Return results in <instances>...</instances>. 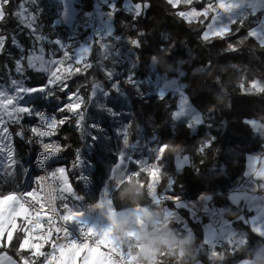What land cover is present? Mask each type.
<instances>
[{"label":"trees","instance_id":"obj_1","mask_svg":"<svg viewBox=\"0 0 264 264\" xmlns=\"http://www.w3.org/2000/svg\"><path fill=\"white\" fill-rule=\"evenodd\" d=\"M96 0H77L79 15L75 26L82 40L89 34L83 26L85 15L91 12ZM133 5H140L141 12L137 15L133 11L122 8L123 0L114 4L113 26L114 38L118 41L115 46L119 57L101 61L97 54L96 44H93L87 74L74 76L69 81V91L74 92L75 83L83 89L81 95L85 97L84 111L79 118H73L59 130L65 165L71 169V181L75 193L83 195L81 186L77 183V153H84L88 144H99L97 140H104L102 144H112L108 151L93 150L94 164L93 190L87 201L92 204L98 200L99 193L106 183L107 173L117 162L116 154L128 150L129 154L142 157L146 153L142 146L151 147L167 145V150L155 163L158 172L157 191L164 194L162 205L178 212L188 228L194 234L191 245L182 246V254L178 250H166L160 247L156 264H238L242 260L253 259L256 251L264 247V239L254 234L251 229L238 221L240 215L248 217L250 214L232 205L228 194L241 184L246 170L247 155L264 154V138L256 133L250 121L264 125V94H242L238 84L242 76L256 80L264 86V45L257 42L250 34V30L260 20V14H248L237 19L230 27V31L223 36L203 38V33L210 20L197 19L187 21L181 18L179 11L189 10L188 6H181L174 11L166 0H131ZM24 0H12L7 10H3L0 20V38L3 45L0 49V81L7 82L14 74L16 61L23 57L25 65V85L37 88L46 85L47 77L39 72L28 69L26 57L30 50L37 46L28 29L23 25L18 14L19 4ZM207 0H196L191 6L195 10L204 9ZM35 9L37 23L42 33L51 40L55 37L63 38L67 28L54 26L55 5L38 4ZM103 12L109 11L108 6H102ZM11 13V15H9ZM135 17V18H134ZM142 33V34H141ZM132 39L139 40V47L131 43ZM125 40L128 41L127 44ZM126 47H125V46ZM235 45V50L229 46ZM125 55V53H127ZM115 71L120 78L109 79L102 70ZM155 73L166 79H178L184 86L183 92L190 105L202 116L197 124L195 136L187 118L174 119L177 110L178 97L168 92L164 97L152 93L146 85V79L151 76V68ZM132 83L126 82L128 69ZM126 70V72H125ZM119 82L129 98L130 106L124 116L119 117L118 110L101 111L95 114L92 108V84L102 86L105 92H111L114 83ZM48 91L56 92V96L64 98L56 88ZM115 98L114 95L111 96ZM36 106L47 105L36 99ZM65 103H62V105ZM57 101L48 104L49 109L57 111ZM111 108L110 100L106 103ZM35 106V107H36ZM79 119V128L75 120ZM120 119L127 122L128 148L120 144L118 126ZM34 122L33 116H24L22 127L12 128L16 166L11 177L0 187V194H6L21 179V168L28 154L25 145L30 136L29 127ZM154 137V140H151ZM149 141V142H148ZM138 143L134 148L132 145ZM205 144L210 145L205 148ZM125 149V150H124ZM203 149V151H200ZM83 155V154H82ZM187 155L189 164L177 169L174 164L176 156ZM135 173H141L137 165L130 167ZM148 175L131 176L116 189L110 191V198L115 210L132 207H145L151 203L149 196ZM170 186V190L168 187ZM210 196L212 204L219 210H225L224 218L231 222L238 234L244 239L239 246L224 242L221 247L210 248L203 242V225L206 219L196 222L188 209L177 207L176 201H186L194 209L200 210L198 197ZM200 215V214H199ZM172 222L169 226H174ZM183 235L178 238L181 239ZM19 235L17 240H19ZM16 261L21 258L16 249V241L11 248L0 249Z\"/></svg>","mask_w":264,"mask_h":264},{"label":"crops","instance_id":"obj_2","mask_svg":"<svg viewBox=\"0 0 264 264\" xmlns=\"http://www.w3.org/2000/svg\"><path fill=\"white\" fill-rule=\"evenodd\" d=\"M25 1L26 0H24V2ZM43 1H41L42 4L45 3ZM50 1L54 2V0ZM116 1L117 0H96L94 2L93 10L86 13L85 18L88 23H92L94 20H97V26L95 27L96 33L94 32V25H92V32H90V26H85L84 28L89 30V34L86 35V37H84L82 41L85 38L86 40H89L90 36H94V40L89 44H87L86 42L81 43V46L76 50L77 54L84 53L86 57L90 56L92 53L93 44L95 43L97 50L99 51V54L101 56V61L112 59L115 56L119 57V51L117 52V50H115L118 49L115 46L116 44H118V41L114 38L113 26V11ZM231 1V6L235 4V6L238 7L239 4L242 3L240 2V0ZM55 2L60 3L58 4L59 6L61 5L59 14H57L59 6L55 5ZM55 2L54 5L56 12L53 23L54 26H63L66 28L74 27L76 19L80 12L77 8V0H55ZM103 5L108 6L109 11L104 13L102 10ZM136 6L137 5H133L131 0H123L122 8L126 11H133L136 13ZM141 8L142 7L140 6L139 13L141 12ZM231 10L232 7L228 9L224 8L222 15L232 20L228 30L224 33H219V35L214 36H223L230 31L231 25L237 20H234L237 16L231 19ZM1 11L2 16L0 17V20L4 15L3 10ZM219 16H221V14ZM216 17H214L212 21ZM254 27V35L250 34V32L249 34L257 42L264 45V17L261 18ZM208 32L212 31L209 30ZM127 42L128 41L125 40L126 44ZM29 54L30 52L26 57V65L28 64V69L32 70L31 67H33L34 63L30 64ZM127 54L128 52L125 53V55ZM21 58L23 59V57ZM33 71L37 72L39 70ZM250 124L255 132L259 133L264 138V125H261L254 121H250ZM95 140L99 144L87 145L91 148V150H103L107 152L108 147L112 146V144H102L104 142L103 139ZM123 145L126 148H128L129 146V144ZM116 157L117 162L110 167L107 173L108 177L106 183L103 185L99 193L97 202L91 204L90 211L87 213L84 212V208L88 203L87 199H89V197L91 196L92 191L90 196L78 195L77 193H75L71 181H69V187L71 190L67 188L65 182L63 183L60 194V207L62 209V212L65 216L69 215V212L65 209V205H67V208L70 209L72 213H79L78 216L74 215L72 220L69 221L89 223L100 239L104 240L107 243H112L120 246L127 259L134 264L144 263L146 258H152L156 262L158 257V250L160 247H163L166 250L176 249L178 250V254L180 256L183 252L182 246L191 245L193 243L194 234L188 228L186 222H184L178 212L172 211L162 205L160 199L157 197V184L159 179L156 180L154 186L151 187L152 176L149 177V196L151 198V203L149 205L145 207H132L124 210H115L113 208L112 200L110 198V191L112 189H116L122 182L128 180L131 176H135V171L130 168V164L128 165V163H126L131 157V154H129L128 150L122 151L119 154L117 152ZM257 159L264 160V154L246 156V170L244 172L243 182L236 186V188L228 194V200L232 205L239 207L241 210L250 214L248 217L243 214L240 215L238 221L242 222L244 225H247L254 234L264 239V179L256 178L257 174L261 173L262 171L261 169H257L255 166V162ZM120 160L121 162H119ZM125 160L126 162H124ZM116 164H119V166H121L120 168L124 169L125 171V174L120 179L112 177L111 174V169ZM174 164L177 169H181L189 164V158L187 155L176 156L174 159ZM65 168L67 169L68 173H71L70 168H67L66 165ZM77 183L79 184L78 179ZM168 190H170V186L168 187ZM198 202L200 203L199 211L192 209L186 201H176L175 204L177 207L188 209L191 213V216L194 217L195 221L201 222L199 214L211 209V197L201 195L198 197ZM4 203V201H0V230H2L3 223L5 222ZM21 209V207L18 208L17 213L22 214L20 211ZM219 213L221 216V222L218 225V228L224 234L225 242H228L232 245H234L235 243L234 246H237V244L238 246L241 245L244 242V239L238 234L237 230L233 228L232 223L226 221V219L224 218L225 210L219 209ZM8 222H11V220H9ZM20 222L21 221H18V223ZM171 222L175 225L169 226ZM150 223L157 224L158 228L162 231L160 240L155 247H153L152 244H149L148 246L137 245L136 238L140 237L146 230L150 228ZM105 232L107 233L106 237L104 236ZM180 235H183L181 239L178 238ZM218 238L219 236L217 235L213 227H208L203 232V242L210 248L214 247L215 241ZM0 264H17V261L10 257L7 253L2 252L0 253ZM104 264L111 263L104 257ZM195 264L202 263L200 261H197ZM238 264H264V247H260L256 251L253 259H245Z\"/></svg>","mask_w":264,"mask_h":264},{"label":"snow or ice","instance_id":"obj_3","mask_svg":"<svg viewBox=\"0 0 264 264\" xmlns=\"http://www.w3.org/2000/svg\"><path fill=\"white\" fill-rule=\"evenodd\" d=\"M12 0H0V10H7L11 5ZM167 4L173 7L176 11L181 6H188L192 10V5L196 0H166ZM20 7L27 8V4L20 3ZM140 5L136 6V14H139ZM199 10H192L193 18L195 13ZM34 14V13H33ZM201 12L200 15H204ZM11 15V13H9ZM27 16V13H24ZM179 15L183 18L187 13L179 11ZM135 18V17H134ZM198 22V20H197ZM142 34V33H141ZM219 35V33H217ZM207 36V33H205ZM131 43L139 47V40L132 39ZM232 50H235V45L229 46ZM90 56L86 57L84 53L72 54L64 52L62 55H57L53 58V61L48 67V74L50 79L46 81L49 87L56 88L58 92L64 93L65 103L57 109V115H54L50 120L46 119L44 114L38 115V120L47 125V129L41 131L38 127L33 126L30 130L37 136L47 138L51 140L54 135H59V130L69 122L73 121V118L81 117L84 111L85 97L81 95L83 89L76 92H69V81L74 76H79L82 73L87 74L89 68ZM43 88V86H42ZM238 88L242 94H257L259 89L260 94H264V86H261L258 81H247L242 76V82L238 84ZM47 96L51 97L56 95V92L48 91L47 88H43ZM29 91L31 89H17V92ZM59 98V97H58ZM31 114V109L25 106H17L13 97L9 96L4 98V94L0 93V153L7 152L8 163L5 165L8 169L15 167L14 152L10 144H5L6 137L9 134V123L18 122L21 115ZM77 127L79 128V119L75 120ZM210 145L205 144V148ZM45 149V159L54 155L63 149V145H55L45 143L43 145ZM167 145H161L159 151L161 153L167 150ZM200 151H203L201 149ZM78 157V153H77ZM257 169H261V173L257 174V179H264V160L257 159L255 162ZM157 165L153 164V169H156ZM67 169L60 167L57 172L54 171L49 177H44L47 180H52L54 177H59L61 181L66 182V186L69 190L70 183L68 180H64ZM11 173V172H9ZM149 173H157L155 170H149ZM137 177H141L143 173H134ZM70 176V173L68 174ZM39 185L42 183V177L37 178ZM35 188L26 193L17 195L15 193H9L5 196H0V201H4V223L3 228L0 230V249L11 248L13 241H16V249L21 258L17 260V264H104V257L102 253L108 249L105 246V241H102L99 245H93L89 240V237L93 234L92 229H88L84 234L82 240H76L69 237L68 232L59 225V221L72 220L73 216H78L79 213H72L70 209L65 205V209L69 212V215L65 216L60 212L59 216H55L47 203H45L43 196ZM23 205L20 210L22 214L17 213V209ZM39 221L38 226L33 228L35 221ZM46 218L47 227L42 223ZM11 220V222H8ZM18 221H21L18 223ZM19 235L20 239L17 240ZM107 236V233H104ZM63 241V242H62ZM50 246V251H46L45 247ZM104 249V250H102Z\"/></svg>","mask_w":264,"mask_h":264},{"label":"rangeland","instance_id":"obj_4","mask_svg":"<svg viewBox=\"0 0 264 264\" xmlns=\"http://www.w3.org/2000/svg\"><path fill=\"white\" fill-rule=\"evenodd\" d=\"M43 0L37 1V0H26L25 4H27V8L20 7L18 8V14L20 17L21 22L23 25L28 29L31 37H33L34 40L37 42V46L30 50L29 54V60L30 64L34 63L32 70H39L37 72L44 74L47 77V81L50 79L49 74H48V67L50 66L53 58L55 56L62 55L64 52H69L72 54H77L76 50L81 46V43L86 42L89 44L91 41L94 40V36H90L89 40L86 38L82 41L77 38V36L80 35L79 31L77 30L76 26L67 28V32L65 34V37L63 38H57L55 37L53 40L49 38L48 35L42 33L41 26L37 23V15L35 9L37 8L36 6L40 3L42 5ZM239 1V0H238ZM43 2L46 3V5H54V2H51L50 0H44ZM242 2L239 4L238 7H236L237 11L239 13L237 14V17L234 19L238 18H243L246 17L249 13L250 14H260V19L264 17V0H240ZM56 3L55 5L59 6ZM232 1L231 0H207V3L201 11H198L195 13V17L193 18L192 10H195L192 8V10H186L184 11L187 13V15L184 16V18L187 21H196L197 19H203L205 20L206 18H209L210 20L205 28V31L203 33V38L208 39L211 36L217 35L216 32H208V26L210 25L212 19L216 16H219L220 14L223 15L224 8L228 9L231 8L232 6ZM241 5V6H240ZM61 5L58 8L57 14L60 13V8ZM0 10V17L2 16ZM201 12H204V15H200ZM24 13H27L28 15L25 16ZM34 13V14H33ZM97 20H94L92 23H88L87 21L85 22L83 27H88L90 26V32H92L91 29L92 25H94V32L96 33L95 27L97 26L96 24ZM259 22V21H258ZM255 28V27H254ZM254 28L250 31V34L254 35ZM205 33H207V36H205ZM66 39H69V47H66ZM3 45V39L0 38V49L1 46ZM90 46V45H89ZM99 51H97V54ZM90 54V53H89ZM100 56V55H99ZM22 56L17 60L15 69H14V74L10 77L9 81L7 82H1L0 81V93L4 94V98L7 99L9 96L13 97L15 100V103L17 106H25L29 109H31V114L27 115H21L18 119V122H8L9 123V134L6 137V142L5 144H10L12 146V151L14 152V160H15V166H16V154H15V149H14V136L11 133L12 128H17V126L21 125L22 119L24 116H31L33 114V110L36 106V100L34 99V94L29 91H23V92H17V89H31L28 88L25 85V65L23 64L22 61ZM28 66V64H27ZM29 67V66H28ZM151 76L146 79V85L152 89V93L157 94L160 97H164L168 92H171L175 94L178 97V102H177V110L175 111L173 118H187L188 123L192 129V134L195 136V131H196V126L202 121V116L201 114L190 105L188 99L186 98L183 89L184 86L179 84L178 79H166L165 76H161L155 73V68H151ZM109 77L110 80L114 78H120L121 74L115 71H111L108 69H105L103 67L102 69ZM131 68L128 69L127 71V76L125 78L126 82L132 83V77L130 74ZM126 72V70H125ZM76 87L74 92L77 90H80L79 88L80 84L78 82L75 83ZM52 88V87H49ZM53 89V88H52ZM69 91V90H68ZM70 92V91H69ZM114 95L115 98L112 99L111 96ZM46 99H44V102L47 104L48 102H54L55 99H50L47 94L44 96ZM186 98V99H183ZM91 100H92V108L93 112L95 114H101V111L106 109V111H114L118 110L119 117L124 116L125 111L129 108L130 106V101L128 96L126 95L124 89L121 90V86L119 85V82L116 81L114 83V86L111 90V92H105L104 89L102 88L101 85L93 83L92 84V90H91ZM110 100L111 102V108L109 109L106 105L108 101ZM184 100H185V105H184ZM66 102V101H65ZM48 103V104H49ZM22 127V125L20 126ZM118 137H119V142L120 144H130L128 142V130H127V122L123 119H120V123L118 126ZM152 138V137H150ZM149 142V141H148ZM138 143H134L132 146L135 148ZM125 150V149H124ZM138 157H135L131 155L130 159H128V162L126 160L124 162L128 163V165H134L132 159L137 160L139 162V168H142V163H143V157L141 155H136ZM162 156V153H160V158ZM121 162V160L119 161ZM8 163L7 160V152L5 153H0V187L3 185V183L12 176L14 169H8L6 168V164ZM120 164V163H119ZM119 164H116L112 169H111V174L112 177H116L117 179H120L124 174L125 171L124 169L120 168ZM71 171V170H70ZM157 171V170H156ZM11 172V173H9ZM72 172V171H71ZM68 173V172H67ZM64 176V180H68L67 178L69 177V173ZM150 174V175H149ZM149 177L152 176L151 179V187L154 186V183L156 180H158V172L157 173H148L147 174ZM78 179V178H77ZM66 183V182H65ZM152 191V189H151ZM241 244V243H240ZM235 245V243H234ZM238 246V244H237Z\"/></svg>","mask_w":264,"mask_h":264},{"label":"built area","instance_id":"obj_5","mask_svg":"<svg viewBox=\"0 0 264 264\" xmlns=\"http://www.w3.org/2000/svg\"><path fill=\"white\" fill-rule=\"evenodd\" d=\"M65 45L69 47V39H66ZM43 88L49 89V86L46 84ZM42 87L32 88L31 92L34 94V99H38L39 101H44L46 99L44 96L46 92ZM59 97V98H58ZM57 108L58 106H62L64 102V98L61 96H56ZM49 103V102H48ZM47 105L36 106L33 110V118L34 122L29 127L30 136L26 139L25 145L28 150V154L26 155V160L21 168V179L18 183H16L9 192L6 194H0V196H5L9 193H15L17 195L26 193L30 190L39 188L42 189V192L39 194L43 196L45 203L49 206L51 212L55 216H59L62 209L60 207V194L61 188L63 186V181L59 177H54L52 180H47L44 177H49L50 174L54 171L57 172L60 167H65L66 158L63 155V149L54 155H50L45 159V149L43 145L45 143L55 144L57 146L62 145L61 140L57 135H54L51 140H47V138L37 137L30 129L33 126L38 127L41 131L47 129V125L43 124V122L38 120L39 114H44L46 119L50 120L54 115H57V111H53L49 109ZM21 126V125H20ZM154 140V137L151 139ZM161 146L151 147L149 144H144L142 148L146 153L143 156V163L140 172L147 175L149 170L153 169V164H155L160 159V149ZM83 154V155H82ZM93 150L90 147L86 146L84 153L79 154L77 157V168H78V182L83 190V195L90 196L92 188H93V174H94V164L92 161ZM133 163L139 167V162L137 160L132 159ZM150 175V174H149ZM42 177V183L39 185V181L37 178ZM157 197L160 199L161 203L163 202L164 194L162 192L157 191ZM23 208V205L20 206ZM91 208V204L88 202L84 208V212H89ZM200 220L206 219L205 224L203 225V230L205 231L208 227H213L219 238L215 241L214 247L218 248L223 245L225 242L224 234L218 228V225L221 222V216L219 210L212 204L211 209L202 212L199 215ZM35 223L33 224V228L38 226L39 221L36 220V217H33ZM42 223L47 227L46 218ZM59 225H62L63 228L68 232L69 237L82 240L84 238L83 234L88 230L92 229V226L87 222H73V221H59ZM162 231L158 228L157 224L150 223V228L146 230L140 237L136 238L137 245H149L152 244L153 247L156 246L158 241L161 238ZM89 240L92 244L99 245L102 241L93 230V234L89 237ZM63 242V241H62ZM232 245V244H231ZM105 246L107 247V251L102 253L111 264H134L130 262L125 256L122 248L116 244L105 242ZM46 251H50V246L45 247ZM104 250V249H102ZM141 264H156V262L152 258H146L144 263Z\"/></svg>","mask_w":264,"mask_h":264},{"label":"bare ground","instance_id":"obj_6","mask_svg":"<svg viewBox=\"0 0 264 264\" xmlns=\"http://www.w3.org/2000/svg\"><path fill=\"white\" fill-rule=\"evenodd\" d=\"M222 1H225V0H222ZM235 2V1H234ZM237 6H235V4H233L232 6V10H231V13H232V16H231V19L236 17L237 14H238V11L236 10ZM226 12V10H225ZM232 20L224 17V16H217L211 23V25L209 26L208 28V31L211 30L212 32H218V33H224L228 30L229 28V25L231 23Z\"/></svg>","mask_w":264,"mask_h":264}]
</instances>
